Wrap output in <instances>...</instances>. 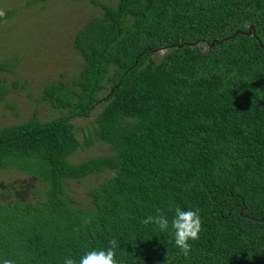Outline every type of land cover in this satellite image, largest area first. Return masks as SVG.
Masks as SVG:
<instances>
[{
    "label": "trees",
    "instance_id": "16d2710c",
    "mask_svg": "<svg viewBox=\"0 0 264 264\" xmlns=\"http://www.w3.org/2000/svg\"><path fill=\"white\" fill-rule=\"evenodd\" d=\"M116 1H91L102 15L75 38L81 72L45 86L59 115L36 110L0 129V171L47 186L37 200L21 184L0 192V258L62 264L114 239L119 264H264V223L251 219L264 220V49L253 36L229 38L255 26L264 44V0ZM28 84L1 79L0 102ZM78 132L116 153L71 163ZM104 170L114 175L88 192L89 205L68 199V180ZM177 206L202 221L188 258L171 230L142 222L157 209L171 219Z\"/></svg>",
    "mask_w": 264,
    "mask_h": 264
},
{
    "label": "rangeland",
    "instance_id": "374dc122",
    "mask_svg": "<svg viewBox=\"0 0 264 264\" xmlns=\"http://www.w3.org/2000/svg\"><path fill=\"white\" fill-rule=\"evenodd\" d=\"M30 1L0 0V14L15 10L11 18L0 22V66L6 61H15L12 71L0 70V80L29 81L27 88L11 92L5 102H0V129L29 120L36 110L42 120L59 115L43 101V90L46 85L72 81L79 75L84 60L74 48L75 38L89 20L102 15V9L92 0H47L26 6ZM97 1L112 6L117 3L116 0ZM8 103L14 108H8ZM75 123L79 126L89 124L85 119ZM78 135L82 148L69 158L71 163H84L116 153L106 142L95 137L91 141L89 132L85 133L89 145L84 133L78 132ZM113 175V171L104 170L81 181L68 180L66 195L76 206H87L90 203L88 192ZM15 184L23 186L18 190L26 192L27 199L45 198L47 186L41 181L31 182L28 175L16 169L0 171V192ZM28 184L33 185L31 189L27 188ZM33 187L40 191L37 197L33 196Z\"/></svg>",
    "mask_w": 264,
    "mask_h": 264
},
{
    "label": "clouds",
    "instance_id": "9594fccd",
    "mask_svg": "<svg viewBox=\"0 0 264 264\" xmlns=\"http://www.w3.org/2000/svg\"><path fill=\"white\" fill-rule=\"evenodd\" d=\"M156 215H149L143 219V223L155 225L161 232L171 230L176 248L182 252L185 258L191 253L192 243L195 242L202 230V221L198 209L175 207L171 219L156 210ZM110 246L99 249L92 248L85 250L79 259L72 256H65L62 264H119L116 240L109 241ZM0 264H15V261L7 258H0Z\"/></svg>",
    "mask_w": 264,
    "mask_h": 264
},
{
    "label": "water",
    "instance_id": "95a60500",
    "mask_svg": "<svg viewBox=\"0 0 264 264\" xmlns=\"http://www.w3.org/2000/svg\"><path fill=\"white\" fill-rule=\"evenodd\" d=\"M237 35H246V36H253V37H255L256 40L259 42L260 47H261L262 49H264V44L262 43V41H261V40L257 37V35H256V28H255V26H250L249 29H248V31H246V32H244V31H237V32L234 33L233 36H231V37H229V38H230V39H233V38H235ZM226 40H227V39L222 40V41H213L212 43H210V42H208V41H204V42H205L207 45H210V47L212 48L216 43L221 44V43H223V42L226 41ZM165 50H166V48L160 49V52H164ZM241 215H242L243 217H247V216H244V215H243V209L241 210ZM251 219H253L254 221L259 222V223H264V220H261V219H255V218H251Z\"/></svg>",
    "mask_w": 264,
    "mask_h": 264
}]
</instances>
